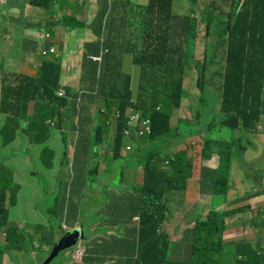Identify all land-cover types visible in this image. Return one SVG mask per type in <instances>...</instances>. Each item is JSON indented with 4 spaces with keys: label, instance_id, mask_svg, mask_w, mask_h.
<instances>
[{
    "label": "trees",
    "instance_id": "trees-1",
    "mask_svg": "<svg viewBox=\"0 0 264 264\" xmlns=\"http://www.w3.org/2000/svg\"><path fill=\"white\" fill-rule=\"evenodd\" d=\"M175 1L150 0L147 6H141L138 13L129 19V29L133 30L134 27L135 31H131V35L120 36L130 46L133 63L141 68L137 97L133 98L129 76L125 77V84L121 81L122 77H118L114 71L100 79L103 91L113 95H103L104 107L101 109V113L106 116H110L115 110L112 114L117 123L111 144L113 160L120 159L125 143L126 150L131 141L134 145H139L140 138L138 142L136 138L130 140L132 127L129 123L132 114L127 111L130 106L134 107L133 113H138L151 123V136L142 138L145 139L146 146H154L161 138L183 141L196 133L194 127L187 126L189 128L181 133L183 139L179 135L171 136V112L180 109L185 98V70L188 61H194L191 54L197 40V24L200 21L206 25L208 37L216 17L213 3L206 6L204 12H199L195 5L197 0H191L194 5L181 16L175 13ZM229 1L230 10L225 15L222 14L227 20L219 29L216 41L218 47L225 46L224 68L220 72L211 73V83L210 80L205 81L208 74L206 55L202 61L194 62L198 72L196 84L201 89V95L212 92H208L205 98L208 107L200 101L198 105L202 109L193 114L194 120H214L205 130L201 157L210 159L216 154L219 158L216 169L201 168V192L210 189L213 193L224 196L231 188L229 182L236 156H242L246 150L245 147L238 146V141L249 133H255L264 115V0ZM50 2L52 0H31L30 5L47 8V3ZM197 12L199 16L195 17ZM112 22L113 20L110 24ZM110 24H106L107 29L111 27ZM94 55H99L100 60L92 59ZM108 56L110 49L102 47L98 54L90 55L89 59L95 62L96 70L109 71L112 61ZM217 77L221 81L215 84ZM60 79V62L45 60L35 78H26L18 86L6 81L3 83L2 94L5 99L2 104L6 103V99L17 96L25 101L27 109L28 104L34 101L35 113L31 121L45 124L46 120L61 115V109L66 104V100L57 95L61 88ZM216 105L219 106L218 109H214ZM225 130L232 134L227 135ZM101 131L104 132V127ZM237 131L241 134L234 138L233 134ZM95 134V143L99 144L103 140L97 131ZM192 175L193 163L186 150L161 155L158 148L153 147L143 164L140 221L133 238L114 240L111 237L113 241L99 245L109 236L101 242L94 241L88 246L85 244V253L78 264H91L95 251L101 249L119 256L120 261L125 256L126 264H224L227 244L236 254L234 264H264V249L258 252V244L245 239L230 242L223 240L227 219L236 213V209H212L205 218L196 220L192 229L190 258L176 260L169 256L172 241L167 233L160 231L168 211L164 198L168 193L186 191ZM14 180L12 170L0 164V229H5L6 243L18 240L19 245L24 246L23 250L12 255L9 246L0 245V264L3 250L15 264H23L21 260L30 264L26 257L35 250L28 233L21 227L17 232L13 225H9L8 201L17 193L15 189L18 191ZM256 185L259 186V183ZM259 191L263 192L255 186L253 194ZM263 213V207L254 208V217L263 215L262 225ZM48 236L53 244L54 234ZM102 237L96 235V238ZM43 250L48 253L47 249ZM45 252H37L35 261L33 257V264L45 259ZM18 260L21 262L18 263Z\"/></svg>",
    "mask_w": 264,
    "mask_h": 264
},
{
    "label": "crops",
    "instance_id": "crops-1",
    "mask_svg": "<svg viewBox=\"0 0 264 264\" xmlns=\"http://www.w3.org/2000/svg\"><path fill=\"white\" fill-rule=\"evenodd\" d=\"M6 1L0 2L3 5L0 7V164L13 172V167L9 165L11 163L9 159L12 157L15 145L18 143L40 145L42 141H46V143L45 148L41 149L40 155L50 167L54 165L55 159L59 160V158L66 156V152L61 147L62 143L68 150L69 156L73 158L103 157L108 152L112 156L111 144L117 127V123L112 117L115 110L110 116L105 115V117L101 113V109L104 107L102 104L103 95L111 97L113 95L103 91L99 82L110 71H114L118 77L129 76L132 78V73L139 67L138 65H131L133 56L130 52V46L120 36L131 35L129 19L138 13L142 5H134L131 0H111L114 4L116 17L110 24L111 27L107 29L106 36L102 37L99 4L105 3L106 0H83L76 3L74 0H52V2L47 3V8L32 6L30 5L31 0ZM46 33H50L51 37L44 39ZM104 38L105 41H102ZM51 47L57 50L58 58L42 55L43 50H48ZM102 47L110 49L108 58L110 57L112 61V68L109 71L105 69L103 71L96 70L95 62L89 59L90 55L98 54ZM45 60H58L60 62V83L66 91V96L63 97L66 104L61 109V114L63 116L68 112L70 131L68 134L60 133L57 137L49 132L47 124L31 121L35 113L34 101L28 104L27 109L24 101L16 96L6 99V103L2 104V100L5 99L2 94L3 83L6 81L13 86H18L22 81L25 82L26 78H35ZM124 67L128 70L127 72H118ZM137 76L140 82L141 68ZM130 107L134 109L133 106ZM180 111L171 112L172 130L177 129V132L171 133V136L179 135L183 139L181 135L183 131L178 120L175 127L172 125V118L176 117L177 112ZM213 122L214 120L207 118L194 120L191 126L195 128L196 133H192L183 141L174 138L162 142V145L172 149V152L191 149L190 155L194 159L193 175L188 180L187 191L184 193L185 198L180 200L182 193L179 192L168 193L165 197V203L170 204H173L179 197L177 207L175 209L169 208L165 221L160 226V231L162 230L169 235L172 244L178 240H183L182 235L185 232L189 236L188 242L191 243L195 221L205 218L214 209L211 197L201 193L200 174L202 167L216 169L219 165V158L218 155L214 154L210 159H203V162H199V159L202 158L205 130ZM57 127L60 128L59 121ZM103 127L104 132L101 131ZM96 131L103 140L99 144L95 143ZM262 132V136H264V127ZM259 133L258 126L253 135ZM86 142H92L94 145H85ZM45 152H49V154L45 156ZM120 154V158L125 156L124 149ZM22 162L30 164L26 157L22 158ZM83 163L85 162L83 161ZM72 168L75 169V165H72ZM139 169L143 171L140 166ZM106 170L107 166L100 159L99 163L93 167V171L86 169L84 173H95L99 178V175ZM66 172L68 173V170ZM127 178L126 172L123 173V185ZM67 179L72 183L76 180H85L76 174ZM49 181L64 182L62 177L58 176L51 177ZM253 182H258L260 188H263V192L259 191L253 194L255 186H258ZM142 183L143 174L141 175ZM230 184V191L224 196V206L220 209L217 208V210L236 209V213L227 219V224L230 226L226 227L224 231L226 241L245 239L255 245L264 244L263 215L259 214L254 217V208L264 207V156H260L248 147L241 158L237 155ZM123 205L126 207L122 209L120 214L125 216L122 218L124 221H106V224L119 228L120 232L115 231L116 235H111L99 245L113 241L111 237H114V240H131L133 238L140 221V194L138 193V197L129 196L128 201ZM255 218L257 220H254ZM93 242L94 240H89L84 243L88 246ZM185 247L187 244L184 247L175 248L173 252L176 250L180 252ZM231 257L232 259L229 261ZM122 258L123 260L120 261L119 256L101 249L95 251L91 264H126L125 256ZM172 259L179 260L177 258ZM223 260L224 264H234L235 262L234 251L229 244L225 248Z\"/></svg>",
    "mask_w": 264,
    "mask_h": 264
},
{
    "label": "rangeland",
    "instance_id": "rangeland-1",
    "mask_svg": "<svg viewBox=\"0 0 264 264\" xmlns=\"http://www.w3.org/2000/svg\"><path fill=\"white\" fill-rule=\"evenodd\" d=\"M77 1L83 0H74ZM0 2H7L6 0ZM131 2L136 4H141L142 6H147L150 0H131ZM213 3V13L216 17L214 24L211 27L209 36H206V25L202 22L197 24V40L195 42V47L193 48V53L191 54L194 61H188V67L185 70V98L182 101L181 110L177 112V116L172 118V125L175 127L178 120V124L181 125V130L184 132L191 126L192 121H194L193 114L196 110L202 109L199 103L208 107L207 93H212L210 91L206 92L204 95H201V89L196 84L198 72L194 67L195 60L202 61L206 55V65L208 67V74L206 77V82L211 81V73L214 71H222L225 65V46H217V33L222 25L226 22L227 17L222 16L230 10V1L229 0H197L196 8L199 12H204L206 6ZM87 4V3H86ZM194 4L191 3V0H176L174 10L178 15H185L188 12V9L191 8ZM0 3V7H2ZM101 13L99 15V22L101 28V34L105 36L107 34L106 24H110V21L116 17V13L113 9V2L111 0H106L105 3H100ZM199 12L195 14V17L199 16ZM212 12V9H211ZM135 31L136 28L132 27ZM95 58H99V55H94ZM132 66H136L131 63ZM136 71L132 73L130 88L133 92V98H136L139 92L140 82L138 81L140 67L135 69ZM128 70L124 67L118 72H127ZM125 78H122V83L125 84ZM215 84L221 81L220 77H217ZM61 88L59 89L57 95L61 98L66 96L65 88L60 84ZM137 93V94H136ZM205 101V103H204ZM263 104H264V94H263ZM219 106H214V109H218ZM58 114V112H57ZM105 116V115H104ZM106 117V116H105ZM59 121L60 128L57 127ZM70 117L68 112L63 116L62 114L53 119H48L44 123L47 124L49 132L57 137L60 133L68 134L70 131ZM262 122V123H261ZM261 123V124H260ZM259 130L260 133L253 135L249 133L246 136L242 137L238 142V146L248 147L252 151L264 156V136H262L263 127H264V115L260 120ZM186 125V126H185ZM227 135H230V131L225 130ZM176 133V129L172 130V134ZM171 134V135H172ZM240 132L237 131L233 134L234 138L240 136ZM166 138H161L157 140L154 146H149L144 143L145 139H139V145L136 144L133 146L132 151H127L125 143L123 149L125 156L113 160L112 156L105 154L103 157L95 156H84V157H71L69 152L61 144L62 149L66 152V156L54 160V165L50 167L44 159L41 158V149L45 148L44 145L46 141H42L40 145L34 143H18L15 145L14 150L12 151L11 165L13 167L14 182L18 187V191L15 189V196L8 201V211H9V225H13V229L19 232V228L24 229L29 236L30 241L33 244L34 252L29 254L26 257V260L33 264L36 260L35 255L37 252L44 251L47 249L49 254L54 242L59 239L67 230L72 229L73 227L82 226L85 238L83 240H78L75 246L71 248L63 249L57 257L50 264H74L79 263L78 259L75 256L74 250L78 247L83 249L85 248V241L94 240L101 242L111 235H116L115 231H118V228L109 224H106L107 220H117L124 221V215H121L120 212L126 206L123 205L128 201L129 196L138 197L140 194L141 187V175L143 174L142 169H139V166L143 168L146 157L151 152L153 147L158 148V152L161 155H167L172 153V149L167 148L162 145V142ZM111 143V141H110ZM141 144H144L143 146ZM85 145L92 146L94 143L86 142ZM245 148V149H246ZM189 158L192 163L194 162L193 156L191 154V149H186ZM49 152H45L44 155L47 156ZM26 157L30 164L27 162H22V158ZM241 158V156H238ZM101 159L102 163L107 166V170L99 175L95 173L85 174L86 169L92 170L95 167L99 160ZM197 159V158H196ZM83 161L85 163H83ZM203 158L199 159V162H203ZM72 165H75V169L72 168ZM211 168L210 170H213ZM68 170V173L66 172ZM127 174L128 178L126 183L122 184L123 173ZM76 175H80L83 181L76 180L71 182L68 177L71 178ZM53 176L62 177L64 182H52L49 179ZM104 180V181H101ZM231 180V178H230ZM256 184V182H253ZM231 187V184L229 182ZM187 191V189H186ZM184 192L182 193L183 200L185 198ZM203 195H208L211 197L212 202L214 203V209L217 210L222 208L225 204L224 195H219L213 193V190L207 189L204 192H201ZM173 204L166 203L168 208L172 207L175 209L178 204V200ZM115 201V202H114ZM165 201V198H164ZM222 203V204H220ZM220 204V205H219ZM219 205V206H218ZM252 217V216H251ZM230 226L226 222V227ZM120 232V230L118 231ZM50 234H54V242L50 240ZM105 234V235H103ZM96 235L102 238H96ZM183 240H178L172 244L169 251V256L171 258H177L179 260H187L191 256V243L188 242L189 236L186 232L182 235ZM89 237V238H87ZM67 239L76 240V234L70 233L67 236ZM192 239V238H191ZM223 240L226 241L227 238L225 234L223 235ZM0 245L2 247L9 246L10 253L16 255L18 251L24 249V246H20L18 240L13 242L6 243V232L5 229H0ZM228 242V241H226ZM79 244V246H76ZM187 244V247L183 250H176L175 248L184 247ZM188 244H190L188 246ZM68 249V250H67ZM46 255V256H47ZM236 257V254L234 255ZM46 258V257H45ZM2 264H15L6 254V251L2 252ZM232 259L229 258V261ZM44 260V259H43ZM42 260V261H43ZM23 264L25 262L21 260ZM21 261H17L20 263ZM41 261V262H42ZM41 262L37 263L40 264Z\"/></svg>",
    "mask_w": 264,
    "mask_h": 264
},
{
    "label": "built area",
    "instance_id": "built-area-1",
    "mask_svg": "<svg viewBox=\"0 0 264 264\" xmlns=\"http://www.w3.org/2000/svg\"><path fill=\"white\" fill-rule=\"evenodd\" d=\"M45 37L49 38L50 34L46 33ZM48 53L55 54L56 51L53 48H51L49 52L43 51V55H47ZM92 59L100 60V58H95L94 56L92 57ZM127 111L132 114L131 122L129 123L130 126L132 127L131 133H130V140L134 138L138 140V138L150 136L152 134V126H151L150 121L141 118L138 113H133V108L131 107L127 108ZM133 146L134 144L131 141V143L127 147V150L131 151L133 149ZM76 246H79V244H77ZM74 253L80 263L82 261L83 254L85 253V248L81 249L78 247L77 249L74 250Z\"/></svg>",
    "mask_w": 264,
    "mask_h": 264
},
{
    "label": "water",
    "instance_id": "water-1",
    "mask_svg": "<svg viewBox=\"0 0 264 264\" xmlns=\"http://www.w3.org/2000/svg\"><path fill=\"white\" fill-rule=\"evenodd\" d=\"M168 164V162H167ZM166 164V165H167ZM260 188V186H257ZM261 189V188H260ZM263 190V188H262ZM264 209V207H263ZM72 233L76 234V240L73 241L72 239H67V236ZM85 238V234L83 232L82 226L79 227H73L70 230H67L63 236H61L59 239H57L54 244L52 245V248L50 250V253L46 256V258L40 263V264H50L55 257L59 255V253L65 249V248H71L75 246L76 242L79 240H83ZM258 252L261 251V249H264V244H258Z\"/></svg>",
    "mask_w": 264,
    "mask_h": 264
},
{
    "label": "clouds",
    "instance_id": "clouds-1",
    "mask_svg": "<svg viewBox=\"0 0 264 264\" xmlns=\"http://www.w3.org/2000/svg\"><path fill=\"white\" fill-rule=\"evenodd\" d=\"M50 34V33H49ZM50 37H51V34H50ZM49 37V38H50ZM44 39H48V38H46L45 37V35H44V37H43ZM51 48H53V47H51ZM51 48H49L48 50H43V51H47V52H49V50L51 49ZM53 49H55V48H53ZM43 51H42V55H43ZM55 51H56V53L55 54H51V53H48L47 55H43V56H55L56 58H58V52H57V50L55 49ZM15 97V96H14ZM17 97V96H16ZM20 98V97H19ZM11 99V98H10ZM22 99V98H21ZM23 100V99H22ZM24 101V100H23ZM24 103H25V101H24ZM129 108V107H128ZM151 136V135H150ZM145 137H149V136H145ZM145 137H141V138H145ZM140 138V139H141ZM134 144V143H133Z\"/></svg>",
    "mask_w": 264,
    "mask_h": 264
}]
</instances>
